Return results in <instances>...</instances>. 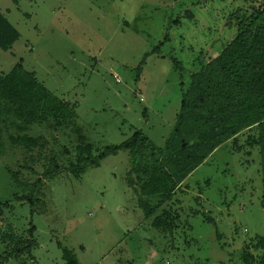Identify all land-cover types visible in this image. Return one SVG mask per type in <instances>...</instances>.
Returning a JSON list of instances; mask_svg holds the SVG:
<instances>
[{"label": "rangeland", "instance_id": "obj_1", "mask_svg": "<svg viewBox=\"0 0 264 264\" xmlns=\"http://www.w3.org/2000/svg\"><path fill=\"white\" fill-rule=\"evenodd\" d=\"M259 1L0 0L20 32L12 49L0 48V74L22 59L73 105L95 155L136 130L163 147L191 73L236 36L231 13ZM30 133L48 140L43 150L1 137L0 255L13 253L12 238L23 247L4 264H67L65 248L80 264H259L262 249H250L249 261L243 253L264 236L260 153L248 132L217 148L169 200L180 214L172 233L145 213L140 199L160 198L141 196L129 150L76 177L62 153L76 144L71 132L34 125ZM55 160L60 169L46 177Z\"/></svg>", "mask_w": 264, "mask_h": 264}, {"label": "trees", "instance_id": "obj_2", "mask_svg": "<svg viewBox=\"0 0 264 264\" xmlns=\"http://www.w3.org/2000/svg\"><path fill=\"white\" fill-rule=\"evenodd\" d=\"M229 24L237 27L236 36L218 55L191 73L172 133L163 147L154 146L136 130L129 139L107 145L95 155V146L83 133L73 105L49 90L20 59L8 73L0 74V151L5 132L12 145L30 152L43 150L48 142L42 135L30 133L34 125L71 132L76 144L73 148L66 146L62 153L67 157L66 168L79 177L89 167L99 166L105 157L129 150L133 158L129 177L137 173L141 196L160 198L153 205L140 199L145 213H155L152 224L172 233L180 214H173L169 200L174 203L172 197L182 190L186 178L217 148L226 142L235 144L241 134L248 132L247 144L259 147L264 207V0L248 10L236 9ZM19 37V30L0 10V48L12 49ZM51 163L50 170L43 172L46 177L54 176L51 169H60L59 162ZM2 213L0 203V217ZM3 238L10 237L4 234ZM12 239L17 245L10 255H0V264L23 250L20 241ZM252 248L264 251V236L245 244L246 261L254 256ZM63 255L67 264H80L69 249L65 248Z\"/></svg>", "mask_w": 264, "mask_h": 264}, {"label": "built area", "instance_id": "obj_3", "mask_svg": "<svg viewBox=\"0 0 264 264\" xmlns=\"http://www.w3.org/2000/svg\"><path fill=\"white\" fill-rule=\"evenodd\" d=\"M115 76H116V79L119 80V77H118L117 75H115ZM245 230H246V229H245Z\"/></svg>", "mask_w": 264, "mask_h": 264}, {"label": "crops", "instance_id": "obj_4", "mask_svg": "<svg viewBox=\"0 0 264 264\" xmlns=\"http://www.w3.org/2000/svg\"><path fill=\"white\" fill-rule=\"evenodd\" d=\"M142 99V98H141Z\"/></svg>", "mask_w": 264, "mask_h": 264}]
</instances>
